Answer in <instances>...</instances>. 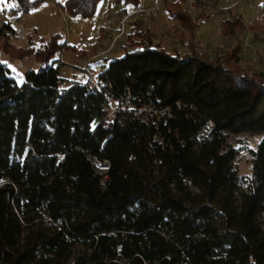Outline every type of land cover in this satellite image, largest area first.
Masks as SVG:
<instances>
[{
	"label": "trees",
	"instance_id": "obj_1",
	"mask_svg": "<svg viewBox=\"0 0 264 264\" xmlns=\"http://www.w3.org/2000/svg\"><path fill=\"white\" fill-rule=\"evenodd\" d=\"M17 1L27 12L43 0ZM140 1L116 0L125 12ZM102 2L58 5L91 19ZM187 2L166 1L189 35L186 52L172 54L156 39L145 23L156 16L130 21L125 56L105 59L100 73L116 96L169 107L159 127L125 112L102 128L101 93L88 82L61 91L59 35L38 48L0 46V264H264V71L244 67L241 45L202 52ZM220 27L230 40L245 29L230 18ZM3 53L34 57L43 69L17 85ZM209 122L211 141L200 138ZM246 134L263 135L250 176L235 169L240 149L230 143ZM94 157L109 163L107 174Z\"/></svg>",
	"mask_w": 264,
	"mask_h": 264
},
{
	"label": "rangeland",
	"instance_id": "obj_2",
	"mask_svg": "<svg viewBox=\"0 0 264 264\" xmlns=\"http://www.w3.org/2000/svg\"><path fill=\"white\" fill-rule=\"evenodd\" d=\"M1 1V0H0ZM65 0H43L40 4L30 9L25 17L20 19L19 24L21 30L16 32L1 31L0 46L6 41L23 47L30 48L40 47L43 43L48 42L54 35H59L60 44L64 46L59 52L55 61H62L61 77L63 83L60 86L61 91L70 89L75 83H87V76L83 72V67L87 61L91 62L90 57H100L97 52L106 53L113 42V39H106L104 44L97 49L96 52L90 53V57L81 56L85 51H88L102 37L100 34L103 25L102 20L97 16L91 19H82L74 17L64 12L58 5V2ZM167 0H145L146 7H157L159 10L157 18L146 21L156 33V39L163 44L166 50L174 54V49H178L180 53L187 51L189 35L184 32L181 26L177 27V22L171 20L166 7ZM5 2V1H1ZM112 16L115 19L116 14L121 13L122 4L111 0ZM185 8L190 11L198 21L196 31V41L200 45L201 51L211 57L219 53H225L231 48L238 45L242 46V57L244 67L254 71H264V40H260L261 27L258 25L260 18H264V0H188ZM121 11V12H119ZM227 11L226 14H223ZM233 12L238 14V18L234 17ZM203 13L205 19L199 20V15ZM231 13V14H228ZM110 14V15H111ZM117 14V15H118ZM214 14L215 17H212ZM242 19L245 29L238 32L237 38L230 40L221 35L220 23L225 19ZM4 23L0 21V27ZM113 32L118 34L120 31L119 23ZM8 32V33H7ZM8 34L7 37L5 34ZM124 37L120 38L115 47L101 60L119 59L125 56L123 48ZM75 49V50H73ZM128 50L133 51L132 47ZM98 54V55H97ZM97 55V56H95ZM3 63L7 64L12 71L11 77L17 85H22L25 82L26 74L34 70L40 72L43 66L35 61L34 57L25 60H15L4 54L1 55ZM93 60V61H94ZM95 61L90 65L91 68ZM97 72L102 71L100 65H95ZM97 125V123H96ZM263 135L261 134H246L231 136L230 143L236 149H240L235 162V169L240 174L250 176L252 168V151L257 148Z\"/></svg>",
	"mask_w": 264,
	"mask_h": 264
},
{
	"label": "built area",
	"instance_id": "obj_3",
	"mask_svg": "<svg viewBox=\"0 0 264 264\" xmlns=\"http://www.w3.org/2000/svg\"><path fill=\"white\" fill-rule=\"evenodd\" d=\"M56 1V0H52ZM30 11V10H29ZM29 11H24L20 6L17 0H6L5 2L0 1V21L4 23L14 34L21 30V25L19 24L20 19L25 17ZM159 10L157 7L147 8L145 0L140 1V6L134 9L131 12L122 11L118 15H116V19L120 25V31L116 35L114 33H110V25L113 24L114 18H111L109 21V25L106 28V32L108 39H113L110 49L106 52H110L112 48L115 46L116 42L122 38L127 29V25L130 21H138V20H147L151 17L157 16ZM227 11H224L223 14H226ZM231 14V13H228ZM234 17H239L237 13L233 12ZM212 17H215L214 14H211ZM242 22L244 20L240 19ZM245 22V21H244ZM258 25L261 27V35L259 36L260 40H264V18H260L258 21ZM19 36V33H18ZM106 53H102L104 56ZM89 60H94V57ZM89 61L84 65L83 72L87 76L88 85L91 91H96L101 93L105 99L106 104L104 107L103 116L101 119L100 126L106 129H113L117 117L120 113H133L136 117L143 123L147 125H152L155 127H159L160 124H165L167 118L171 113V109L169 107H164L158 105L156 103H142V102H133L134 99L130 94H126L124 96H116L114 92L113 85L105 81L100 77V73H98L95 69L89 66ZM215 125L212 122H209L207 126L203 129L200 134V138L211 141L214 136ZM62 157L59 158L61 160ZM94 169L100 174H107L110 171V165L107 162H101L97 158L89 159ZM106 179V178H105Z\"/></svg>",
	"mask_w": 264,
	"mask_h": 264
},
{
	"label": "crops",
	"instance_id": "obj_4",
	"mask_svg": "<svg viewBox=\"0 0 264 264\" xmlns=\"http://www.w3.org/2000/svg\"><path fill=\"white\" fill-rule=\"evenodd\" d=\"M1 1H6V0H1ZM111 0H103V2L101 3V5H100V7H99V10H98V12H97V14H96V16H97V18L98 19H100V20H102V23H103V25H102V27H101V32H100V34L102 35V39H101V43H100V47L104 44V42L106 41V39H108V37H107V32H106V28H107V26L109 25V21L111 20V18H113V16H112V8H111ZM119 12H121V11H119ZM111 14V15H110ZM118 14V13H117ZM116 14V15H117ZM117 23H119L118 22V20L115 18L114 19V22H113V24L112 25H110L109 27H110V29H109V31H110V33H113V32H115L116 30H114L115 29V27H118L117 26ZM3 26V25H2ZM120 26V25H119ZM178 26H180L178 23H177V27ZM1 29H2V27H0ZM179 28V27H178ZM98 54H100V57H97V59H95L94 61H95V64L92 66V67H94L93 69H95L96 70V68H95V65H100L101 67H102V71L104 70V66L105 65H107V63L106 62H102L101 63V60L105 57V55L103 56L102 55V53L103 52H97ZM97 54V55H98ZM97 55H95V56H97ZM88 57H90V55L88 56ZM90 58H92V57H90ZM93 60L90 62V65L92 64V62H94ZM97 71V70H96ZM101 71V72H102ZM100 72V73H101ZM99 73V72H98Z\"/></svg>",
	"mask_w": 264,
	"mask_h": 264
}]
</instances>
